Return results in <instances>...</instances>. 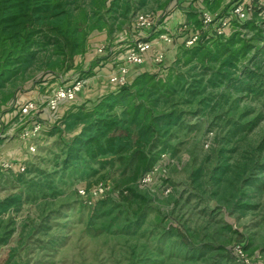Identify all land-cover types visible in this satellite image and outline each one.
Segmentation results:
<instances>
[{"label": "rangeland", "instance_id": "374dc122", "mask_svg": "<svg viewBox=\"0 0 264 264\" xmlns=\"http://www.w3.org/2000/svg\"><path fill=\"white\" fill-rule=\"evenodd\" d=\"M174 1L151 0L131 17L130 23L108 37L102 44L107 47L106 51L117 56L125 54L139 37L134 32L137 31L133 27L135 19L147 13L156 16L157 25L174 33L176 27L170 28L169 22L165 23L176 10L168 11ZM98 33L107 35L94 32L86 53L75 58L70 71L46 75L42 83L32 79L9 86L0 94V117L4 112L15 111L28 98L35 96L36 102L44 103L56 88L94 78L103 58L94 57L99 61L94 60L92 67L85 68L84 57L102 46H92L100 43L93 39ZM174 39L175 47L181 45L182 36ZM95 61L98 63L94 65ZM166 62L159 67L170 65ZM176 68L175 76L183 77L181 86L185 87L183 91L177 88V94L171 97L166 108L182 113L183 124L172 129L166 141L169 160L165 175L149 186H140L139 181L136 185L148 202L140 206L118 198L124 182L131 177L129 170L123 174L122 168L114 167L111 171L107 168L96 175L83 163L65 164L66 145L62 136L45 133L30 139L33 144L25 150L28 152L25 162H9L13 169L0 172V200L13 194L23 196L19 211L0 217V264H216L221 260L219 254L232 252L233 248L239 258H224L222 264H264V191L249 192L255 208L240 216L220 205L208 189L199 187V184L205 186L209 172L217 165L218 150L224 140H231L226 156L232 165L244 160L264 162V95L230 89L227 84L213 87L208 75L199 86L197 96H191L194 88L190 84L203 69L179 65ZM42 75L38 73L37 80ZM12 94L6 101L5 97ZM203 100L207 104L201 103ZM227 121L242 122L247 129L228 139L233 125ZM32 146L36 150L33 153ZM19 166L25 170L20 171ZM97 167L94 164L92 168ZM198 170H202V177L196 182L193 176ZM99 184L110 187L106 200L112 203L98 209L100 204L86 205L78 189ZM161 184L167 185L170 193L163 194ZM225 224L243 234L247 249L237 245L238 236L223 229ZM179 229L194 232L200 242L207 235L219 236L214 244L224 250L217 249L215 258L185 255L178 237L173 236Z\"/></svg>", "mask_w": 264, "mask_h": 264}, {"label": "trees", "instance_id": "16d2710c", "mask_svg": "<svg viewBox=\"0 0 264 264\" xmlns=\"http://www.w3.org/2000/svg\"><path fill=\"white\" fill-rule=\"evenodd\" d=\"M150 2L0 0V94L19 81L26 83L33 79L42 83L46 75L70 71L75 58L86 53L94 32H106L111 38ZM202 4L211 12H224L230 2L203 0ZM252 5V20L239 25L229 36L202 34L199 45L194 48L181 44L173 63L161 71L136 73L128 85L100 102L72 106L50 132L51 135L63 136L81 130L65 147V164L83 163L96 175L107 168L110 171L114 167L122 168L123 174L129 170L131 177L124 182L118 198L128 204H146L148 198L138 192L136 185L152 170L161 155L168 152L166 141L172 129L183 124L182 113L166 108L171 97L177 94V88L183 91L185 87L181 86L183 77L180 74L175 76L177 65L189 66L192 70L203 69L197 76L200 80L195 78L190 84L194 88L191 96H197L199 86L203 85L208 75L213 87L227 84L230 89L264 95V20L263 26L259 22L264 6L259 0H254ZM175 7L186 11L188 22L201 29L196 4L175 0L168 11ZM249 34L251 37H248ZM245 61L248 63L244 64ZM38 73H43L39 80L36 77ZM12 97L13 94L6 96L5 100L9 101ZM204 101L201 103L205 104ZM232 122L227 121L228 125H233L228 139L241 135L247 129L242 122ZM230 141H223L218 150L217 165L209 172L205 186L199 184V187L204 191L208 189V193L232 213L245 216L255 208L249 192L264 191V162L244 160L232 165L226 156ZM94 164L98 166L96 170L92 168ZM201 177L202 170L193 176L196 182ZM107 201L98 203V209L111 205L109 203L112 202ZM22 205L21 194L1 199L0 217L19 211ZM223 229L238 236L237 245L247 249L248 242L243 234L234 230L232 225L225 224ZM173 236L178 237L185 255L215 258L218 251L224 250L214 244L219 241V236L207 235L206 240L200 242L188 229L176 230ZM234 250L219 254L221 260L215 263L222 264L224 258H239Z\"/></svg>", "mask_w": 264, "mask_h": 264}, {"label": "built area", "instance_id": "2783aa9c", "mask_svg": "<svg viewBox=\"0 0 264 264\" xmlns=\"http://www.w3.org/2000/svg\"><path fill=\"white\" fill-rule=\"evenodd\" d=\"M196 4V10L201 21V29H197L189 22L179 24L174 33L163 25H157L156 16L154 14H144L135 19L133 27L137 30L134 32L150 31L158 34L155 40L138 37V39L129 46L121 64L114 68L108 78L111 86L117 90L128 85L134 78L132 69L134 67L143 66L147 59L151 58L155 65L160 66L165 63L166 55L163 52H158L154 49V41H159L167 45H174L176 36H182V42L186 48H194L199 45L202 34L215 33L217 36H229L237 27L243 26L248 21L252 20L254 8L252 2L254 0H229L230 6L224 12L219 11L213 13L205 8L202 4L203 0H187ZM264 6V0H259ZM262 20L259 21L263 26L264 13L261 14ZM258 22V23H259ZM181 46V45H179ZM264 46V43L262 44ZM107 47L102 45L97 49L99 55H105ZM86 82L78 80L71 84H65L56 88L51 96L44 102L38 103L34 100L17 107L21 121L24 122L27 118L34 117L33 126L30 130L22 134L24 139H33L39 137L44 131V125L39 121L41 112L46 110L56 112L63 103H73L77 96L85 89ZM30 151L35 152V147H31ZM168 156L162 154L160 160L153 166L152 170L146 173L139 181V185H150L152 181L164 176L166 173V165H168ZM13 169V165L9 161L0 163V172H6ZM20 171H24L25 167L19 166ZM161 192L167 195L170 193V188L167 185L161 184ZM79 196L84 199V203L88 206L95 207L99 202L106 200L110 187L104 184H99L93 187H82L78 189ZM242 253V250H239Z\"/></svg>", "mask_w": 264, "mask_h": 264}, {"label": "crops", "instance_id": "0c3cea01", "mask_svg": "<svg viewBox=\"0 0 264 264\" xmlns=\"http://www.w3.org/2000/svg\"><path fill=\"white\" fill-rule=\"evenodd\" d=\"M172 15H169V17L166 18V21L169 22L168 26L170 28H174L179 26V24L188 22V17L186 14V11L183 9L177 8ZM94 34L93 39L95 41H99L100 43H94L92 46L94 48H98L100 45L105 44L108 40V36ZM156 33L150 32V31H142L138 34L139 38H147L151 40H155L157 38ZM138 39V38H137ZM154 49L158 52H163L166 55L165 63L167 60L170 64L173 63L175 60V56L177 54V48L178 45L175 47L174 45H167L159 41H154ZM152 56V54H150ZM151 56L147 59L146 63L140 67V69L133 68L132 74L136 75V73H144V72H159L161 71V67L154 64ZM95 58H103L101 62H99V66L97 70L99 71L97 75L94 78H91L86 82L85 89L78 95V100H76L73 103H63L56 112H49L45 111L40 114L39 121L44 125L45 131L40 135V137L43 136V134L48 133L52 131L54 126L60 122V120L64 117V115L72 109V106L74 105H80V104H95L100 102L103 98H105L107 95L116 93L118 90L111 86L108 82V78L112 71L114 70V65L120 64L123 61L124 53L117 56L114 52H105V55H99L96 51V49H93V52L90 54H86L84 57L85 60V68L92 67L93 62ZM99 61V60H96ZM95 61V62H96ZM98 62L94 63L97 64ZM101 64V65H100ZM169 66V65H167ZM165 66V67H167ZM101 67V68H99ZM163 67V68H165ZM71 84V83H68ZM37 98L35 96L28 98L27 100H36ZM26 100V101H27ZM25 102H23L24 104ZM17 109L13 112H4L3 115L0 117V163L3 161H9V162H25V160L28 158V152L25 151L27 148L32 145L33 143L29 141L30 139H24L22 138V134L30 130L33 126V120L34 117L27 118L24 122L21 121V118L19 114L17 113ZM81 130H77L72 133H66L61 137V140L64 142V144L69 145L73 138L80 133ZM38 137V138H40ZM36 138H33L31 140H35ZM26 154V155H25Z\"/></svg>", "mask_w": 264, "mask_h": 264}]
</instances>
